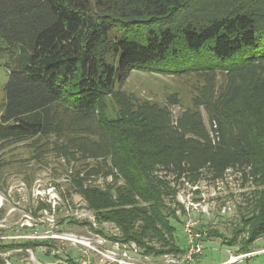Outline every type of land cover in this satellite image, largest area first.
I'll return each mask as SVG.
<instances>
[{"label": "trees", "instance_id": "1", "mask_svg": "<svg viewBox=\"0 0 264 264\" xmlns=\"http://www.w3.org/2000/svg\"><path fill=\"white\" fill-rule=\"evenodd\" d=\"M0 37L14 51L0 143L53 137L55 154L95 160L72 180L97 222L119 229L106 237L146 256L181 255L187 236L180 246L172 221L187 210L172 181L195 183L205 170L223 179L237 168L257 187L251 208L230 235L199 229L205 242L252 251L264 235V0H0ZM145 68L202 79L177 124L176 94L160 104L118 87ZM15 245L0 243V252Z\"/></svg>", "mask_w": 264, "mask_h": 264}, {"label": "rangeland", "instance_id": "2", "mask_svg": "<svg viewBox=\"0 0 264 264\" xmlns=\"http://www.w3.org/2000/svg\"><path fill=\"white\" fill-rule=\"evenodd\" d=\"M13 54L0 37V110L6 100ZM217 83L224 85L223 73H219ZM201 84L202 79L196 73L178 75L145 68L134 70L118 87L140 100L160 104H166L176 94L178 102L171 105V110L173 122L177 124L183 112L192 107L193 97ZM108 104V113L116 116L114 104L109 100ZM201 110L205 124L214 132L206 110ZM51 138L32 137L0 143V243L6 246L19 244L0 252L4 264H79L85 257L91 264H110V260L98 255L95 249H112L114 239L106 236L118 235L119 229L111 222H97L94 211L76 191L72 180L77 169L92 165L95 160L83 163L69 161L63 154L57 155L50 151ZM92 180L96 185L105 182L101 176ZM172 184L179 189L177 201L185 206L189 200L200 203L191 210L193 219L209 230L218 229L226 235H230L232 225L240 220L241 212L251 208L257 188L253 179H244L237 168L229 169L223 179L213 180L210 172L205 170L195 183L186 178L180 182L172 181ZM180 218V221L172 222L176 227L177 242L184 247V221L188 215L181 214ZM99 228L105 233L97 231ZM28 240H46L48 243L24 247L22 244ZM250 248V253H239L237 246L212 237L205 242L204 253L197 262L264 264V235ZM149 257L152 264H166L165 256Z\"/></svg>", "mask_w": 264, "mask_h": 264}, {"label": "built area", "instance_id": "3", "mask_svg": "<svg viewBox=\"0 0 264 264\" xmlns=\"http://www.w3.org/2000/svg\"><path fill=\"white\" fill-rule=\"evenodd\" d=\"M199 204L193 200H189L188 205L186 204L188 218L185 221L184 230L187 236V246L181 255L165 254L166 264H198L197 259L203 254L205 239L208 237L207 229H199V221L191 217V210ZM104 242L107 240L104 239ZM113 243L112 249H95L98 255L110 260V264H152L149 256L140 253L135 242L124 243L114 240ZM79 264H91V260L85 257Z\"/></svg>", "mask_w": 264, "mask_h": 264}, {"label": "crops", "instance_id": "4", "mask_svg": "<svg viewBox=\"0 0 264 264\" xmlns=\"http://www.w3.org/2000/svg\"><path fill=\"white\" fill-rule=\"evenodd\" d=\"M224 263H225V262H224ZM224 263H223V264H224Z\"/></svg>", "mask_w": 264, "mask_h": 264}]
</instances>
